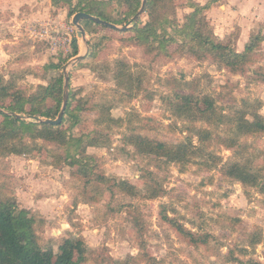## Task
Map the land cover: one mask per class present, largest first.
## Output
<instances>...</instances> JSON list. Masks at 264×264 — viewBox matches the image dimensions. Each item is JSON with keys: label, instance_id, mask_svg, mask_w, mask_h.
Returning a JSON list of instances; mask_svg holds the SVG:
<instances>
[{"label": "rangeland", "instance_id": "374dc122", "mask_svg": "<svg viewBox=\"0 0 264 264\" xmlns=\"http://www.w3.org/2000/svg\"><path fill=\"white\" fill-rule=\"evenodd\" d=\"M164 1L155 10H160ZM170 1L174 12L169 14L182 26L194 10L189 7L193 0ZM107 9L118 16L127 6L114 1ZM208 9L201 16L211 25ZM145 12L146 8L138 21L134 20L136 14L118 30L97 27L88 33L85 29L86 44L78 36L75 14L70 15L65 2L0 0V74L30 95L68 72L70 90L87 100L90 108L81 115L82 123L74 133L79 136L95 128L105 142L82 148L84 154L94 157L95 174L129 181L139 193L112 190L113 180L101 184L97 177L95 183L85 186L83 177L76 174L78 166L65 160L63 149L43 140H37V147L27 154L0 152V185H5L20 207L43 220L42 236L54 246L56 262L63 239L81 235L87 245L84 264H264V192L226 175L224 166L234 159L233 148L216 137L208 147L216 154L214 162L204 164L196 157L186 166L166 165L138 153L124 140L137 133L177 143L189 134L188 124L176 119L164 95L191 86L167 83L172 79L187 80L198 92L210 93L226 113L246 110L249 120L256 111L264 116V83L257 79V72L264 71V42L252 54L244 73V69L233 72L221 67L211 55L196 56L180 43L150 53L152 50L133 42L135 34L130 31L137 22L149 21ZM235 21H229L224 41L236 47V42L244 40L239 38L244 29ZM125 26L128 29L122 30ZM245 26V32L264 33V23L251 30L250 24ZM69 37L78 39L79 55L86 58L76 64ZM118 61L131 64L141 80L142 90L137 95L120 87L109 69L108 64L113 68ZM52 64L58 68H51ZM11 103L8 99L7 106ZM54 103L49 99L48 107ZM102 106L110 109L105 111ZM0 108L10 113L7 107ZM21 116L37 122L34 117ZM109 118L122 120L109 122ZM3 119L0 114V122ZM217 134L226 136V128L221 126ZM193 138L198 143L195 134ZM241 142L247 144L248 152L237 160L253 156L264 180V133L242 137ZM147 170L156 177H150ZM153 178L164 185V192L150 199L146 185ZM164 216L194 232L198 239L179 232ZM203 238H207L205 243Z\"/></svg>", "mask_w": 264, "mask_h": 264}, {"label": "trees", "instance_id": "16d2710c", "mask_svg": "<svg viewBox=\"0 0 264 264\" xmlns=\"http://www.w3.org/2000/svg\"><path fill=\"white\" fill-rule=\"evenodd\" d=\"M114 1H121L127 6V10H121L118 16L115 11L109 12L107 8ZM163 1L147 0L145 13L149 16V21L144 23L139 21L130 29L135 34L132 38L133 42L147 50H152L150 53L153 50L166 51L169 44L180 43L181 46L183 44L186 48L188 47L196 56L204 58L211 55L221 67L233 72L244 69V73L252 54L264 42L263 32L258 33L257 36L252 33L244 50L239 51L231 42L225 43L224 39L220 40L212 25L205 21V16H201L205 9L218 0H209L203 6L191 0L192 4L189 7L194 10L186 16L182 26L177 24L169 14L174 12V2L165 0L161 9L155 10ZM60 2L69 5L72 16L78 12H87L117 26L131 20L143 5V0H54L56 5ZM165 9L167 12L163 11ZM81 23L88 33H94L97 27L108 28L91 19H83ZM78 54L79 44L78 39L75 38L72 57ZM84 59L86 58L81 60ZM108 67L114 72L118 85L127 89L131 95H137L142 90L141 80L136 77L131 64L118 61L113 68L110 64ZM51 68L55 69L58 66L52 64ZM257 76V79L264 83V71L257 72ZM64 78V74L61 73L49 85H41L36 92L27 95L24 91L17 89L13 81L6 80L5 76L0 74V107H7L12 113L26 114L37 119V122H28L22 116L0 112L4 118L0 122V152L22 155L32 152L34 147H37V140L53 143L57 145V150L63 149L65 160L70 165L78 166L76 174L83 177L85 186L95 183L97 177L101 184H107L113 180L112 190L116 187L129 195H137L139 193L137 186L129 181L107 178L104 175L97 176L93 164L94 157L83 153L84 145L96 146L105 143L102 142V137L95 128L79 136L74 133L82 123L81 115L90 111V108L86 106L87 100L77 98V95L70 90L68 106L61 124L53 125L38 121L40 118L57 119L64 100ZM171 81L191 86L187 91L175 90L172 94L164 95V101L169 103L176 119L188 124L189 134L183 140L172 143L132 133L125 136V143L134 146L140 154L155 157L160 164L175 163L186 166L196 157L202 159L204 164L214 162L216 154L209 151L208 147L212 144V140L218 137L223 144L235 151L234 159L224 166L226 175L239 180L244 185L258 187L264 192L263 170L255 166L253 156H248L244 161L237 160L239 156H244V152H248V146L241 142V138L264 133V116L256 111L253 114L254 119L249 120L246 110L226 113L223 107L218 106L216 98L210 93L198 92L197 86L190 84L187 80L185 82L172 79L167 83ZM8 99L12 100L9 106H7ZM49 99L55 101L50 107H48ZM75 102L77 105L73 106ZM102 107L107 111L108 106ZM121 120L109 118V122ZM65 125H69L67 129L64 128ZM221 126L226 128V136L217 134ZM194 134L198 137V143L193 138ZM147 174L150 177H156V173L151 170H147ZM149 182L150 184L146 185L148 188L146 197L155 199L164 192V185L155 178L150 179ZM5 188V185H0V264H84L87 259V245L81 235L63 239L59 245L60 260L56 262L54 246L46 242L42 236L43 220L32 214L29 209L20 207L17 200L9 195ZM164 219L178 226V231L182 234L195 241L198 239L194 232L175 224L169 216H164ZM201 240L205 243L207 238Z\"/></svg>", "mask_w": 264, "mask_h": 264}, {"label": "crops", "instance_id": "0c3cea01", "mask_svg": "<svg viewBox=\"0 0 264 264\" xmlns=\"http://www.w3.org/2000/svg\"><path fill=\"white\" fill-rule=\"evenodd\" d=\"M193 1L203 6L207 4L209 0ZM206 13L209 20L212 21L211 25L213 26L216 35L220 39L226 37V32L231 26L229 21L231 19L236 20L235 22L239 23L244 29V32L242 31V34L239 37L244 40L240 43L236 42V49L244 50V46L248 43L251 37L253 31L252 28L256 27L260 22L262 24L264 23V0H218L206 11ZM246 24L251 25L249 30H252L249 31V33L245 32Z\"/></svg>", "mask_w": 264, "mask_h": 264}, {"label": "water", "instance_id": "95a60500", "mask_svg": "<svg viewBox=\"0 0 264 264\" xmlns=\"http://www.w3.org/2000/svg\"><path fill=\"white\" fill-rule=\"evenodd\" d=\"M146 3L147 0H143V5L142 8L140 9V11L137 13V15L135 16L134 20L138 21V19L140 18L141 13L145 10L146 8ZM83 19H91L99 24L105 25L108 28H112V29H121L120 27H118L117 25H115L114 23H111L109 21L103 20L99 17H95L87 12H78L74 15L73 17V23L78 27L79 32H78V36L81 38H84L86 44V30L83 27L81 21ZM128 29L127 26H125L122 30H126ZM85 56L83 55H79L76 56L75 60L73 61V64H76V62H78L79 60H81L82 58H84ZM69 96H70V75L68 72L65 73V80H64V100H63V106L62 109L57 117V119H51V118H46V119H38L39 122H44V123H48V124H53V125H58L61 124L68 106V101H69ZM0 111H4V113L7 114H11V115H16L18 117H21V115L16 114V113H12V112H8L7 110H5L4 108H0Z\"/></svg>", "mask_w": 264, "mask_h": 264}, {"label": "built area", "instance_id": "2783aa9c", "mask_svg": "<svg viewBox=\"0 0 264 264\" xmlns=\"http://www.w3.org/2000/svg\"><path fill=\"white\" fill-rule=\"evenodd\" d=\"M71 40H72L71 37L67 38V42H68V41H71ZM72 42H73V40H72ZM72 44H73V43H72Z\"/></svg>", "mask_w": 264, "mask_h": 264}]
</instances>
